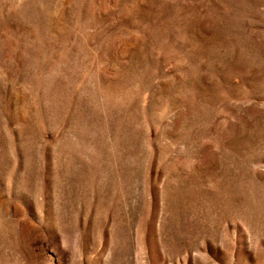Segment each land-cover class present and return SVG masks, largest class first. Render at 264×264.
<instances>
[{"label": "rangeland", "instance_id": "374dc122", "mask_svg": "<svg viewBox=\"0 0 264 264\" xmlns=\"http://www.w3.org/2000/svg\"><path fill=\"white\" fill-rule=\"evenodd\" d=\"M0 264H264V0H0Z\"/></svg>", "mask_w": 264, "mask_h": 264}]
</instances>
